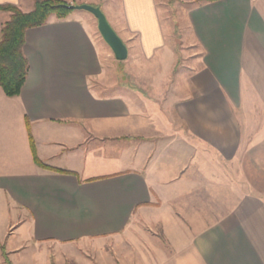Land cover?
Returning <instances> with one entry per match:
<instances>
[{
  "label": "crops",
  "instance_id": "1",
  "mask_svg": "<svg viewBox=\"0 0 264 264\" xmlns=\"http://www.w3.org/2000/svg\"><path fill=\"white\" fill-rule=\"evenodd\" d=\"M65 1L101 9L125 81L87 18L26 30L22 90L0 88V264L110 242V264H264V0H195L179 67L165 0Z\"/></svg>",
  "mask_w": 264,
  "mask_h": 264
},
{
  "label": "trees",
  "instance_id": "2",
  "mask_svg": "<svg viewBox=\"0 0 264 264\" xmlns=\"http://www.w3.org/2000/svg\"><path fill=\"white\" fill-rule=\"evenodd\" d=\"M69 5L77 4L65 0H33L29 12L13 5L0 6V11L10 14L0 30V88L7 97L19 96L28 75V61L23 53L26 30L45 25L51 16L58 20L67 18L73 12L66 8Z\"/></svg>",
  "mask_w": 264,
  "mask_h": 264
},
{
  "label": "rangeland",
  "instance_id": "3",
  "mask_svg": "<svg viewBox=\"0 0 264 264\" xmlns=\"http://www.w3.org/2000/svg\"><path fill=\"white\" fill-rule=\"evenodd\" d=\"M194 1L195 0H165L166 5H165L164 12H163V19L168 27V32L172 34V40L175 43L176 51L180 57L177 63L178 67L184 65L183 63L184 58H188L189 56H192V54L195 52V49L188 48L189 45L187 46V43L183 44L181 42L182 32L186 33V20H185L186 11L188 10V8L192 5ZM30 8L31 9L33 8V3H32V7ZM72 14L73 16L83 18V20L87 18L89 22L91 23V26L93 27L95 34L99 37V41L104 46L105 52H106V61L108 64L109 81L124 82L125 80L123 76V69H124L125 62L116 61L112 51L103 41V39L101 38L97 30V23H96L95 18L86 11H73ZM87 25L90 27L89 24ZM183 40H187V39L183 38ZM1 226L2 225L0 222V238H1ZM110 243H107L106 245H102V246L96 245V243H91V244L85 245L84 247L80 248L79 252L80 254H82V256H84L86 259L91 261L93 264H110L109 263L110 258H109L108 253L110 249L112 248L111 245H114L113 242H110ZM102 249H105V251L103 252ZM43 251L46 252V254L41 255V258L44 259V257H46L47 260H49L50 263L52 264H74L73 259L70 257V255H68L69 253L66 250L59 251V250H45L44 249ZM29 254L26 257L27 261L26 260L25 261L28 264L31 261L35 262L36 264H39L38 262H36L38 257L36 258L34 255L29 256ZM22 264H24V261Z\"/></svg>",
  "mask_w": 264,
  "mask_h": 264
},
{
  "label": "water",
  "instance_id": "4",
  "mask_svg": "<svg viewBox=\"0 0 264 264\" xmlns=\"http://www.w3.org/2000/svg\"><path fill=\"white\" fill-rule=\"evenodd\" d=\"M66 8L72 11H86L90 13L96 20L97 30L101 38L112 51L116 61L121 62L127 59V48L125 44L120 40V38L108 24L103 12L99 7L87 4H78L69 5Z\"/></svg>",
  "mask_w": 264,
  "mask_h": 264
}]
</instances>
